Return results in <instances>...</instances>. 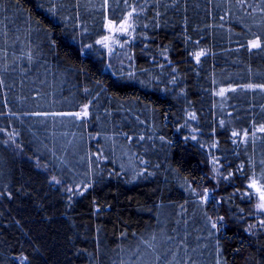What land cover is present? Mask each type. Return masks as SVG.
<instances>
[{
    "label": "trees",
    "instance_id": "16d2710c",
    "mask_svg": "<svg viewBox=\"0 0 264 264\" xmlns=\"http://www.w3.org/2000/svg\"><path fill=\"white\" fill-rule=\"evenodd\" d=\"M254 179L264 0H0V264H264Z\"/></svg>",
    "mask_w": 264,
    "mask_h": 264
},
{
    "label": "rangeland",
    "instance_id": "374dc122",
    "mask_svg": "<svg viewBox=\"0 0 264 264\" xmlns=\"http://www.w3.org/2000/svg\"><path fill=\"white\" fill-rule=\"evenodd\" d=\"M106 34L101 39L102 45L106 48L107 52L110 56H114L117 52H123V54H127V48L129 42L134 37L135 27L132 20V16L128 15L123 21L119 23H115L112 21H106ZM259 45L258 41H252L250 43L251 46L253 44ZM79 116L88 117L89 115V107L85 105L80 112H78ZM252 189L257 195V203L258 209L260 212H264V209H261L260 205L264 204V181L254 179L251 182ZM209 190V189H208ZM211 193V190H209ZM23 263L25 262V257L22 256L19 258Z\"/></svg>",
    "mask_w": 264,
    "mask_h": 264
},
{
    "label": "snow or ice",
    "instance_id": "6c2138e0",
    "mask_svg": "<svg viewBox=\"0 0 264 264\" xmlns=\"http://www.w3.org/2000/svg\"><path fill=\"white\" fill-rule=\"evenodd\" d=\"M257 46H258L257 44H255V43L253 44V47H257ZM201 55H203V53H201ZM260 207H261V209H264V204H261Z\"/></svg>",
    "mask_w": 264,
    "mask_h": 264
}]
</instances>
